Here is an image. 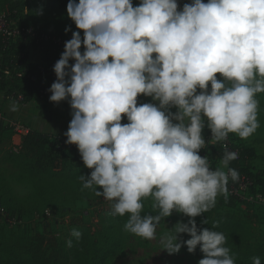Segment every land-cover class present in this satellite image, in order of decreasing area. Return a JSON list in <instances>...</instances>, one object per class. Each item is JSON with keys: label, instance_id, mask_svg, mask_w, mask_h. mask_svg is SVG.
<instances>
[{"label": "clouds", "instance_id": "1", "mask_svg": "<svg viewBox=\"0 0 264 264\" xmlns=\"http://www.w3.org/2000/svg\"><path fill=\"white\" fill-rule=\"evenodd\" d=\"M67 14L84 37L75 31L65 42L48 90L50 101L71 98L66 143L76 144L93 169L81 175L83 188L112 202L110 215L130 214L125 231L147 240L174 210L183 213L191 219L161 237L162 249L175 254L186 244L195 252L199 245L205 255L198 264H235L224 233L214 230L219 222L201 230L194 218L214 208L218 195L227 199L229 178L239 180L228 167L237 153L225 148V172L213 170L199 150L205 118L210 142L229 133L247 139L260 127L264 0H193L182 10L177 0H141L135 7L132 0H69ZM138 94L159 105L138 106ZM149 197L156 214L142 215ZM182 233L191 238L182 240Z\"/></svg>", "mask_w": 264, "mask_h": 264}, {"label": "rangeland", "instance_id": "2", "mask_svg": "<svg viewBox=\"0 0 264 264\" xmlns=\"http://www.w3.org/2000/svg\"><path fill=\"white\" fill-rule=\"evenodd\" d=\"M78 2V0H77ZM141 0H137L135 6L140 5ZM19 9V7H18ZM14 11L16 24L22 28L32 27L37 31H46L71 38L73 32L77 30L68 23H57L46 18L38 19L36 24L25 21V11ZM7 9L0 10V13ZM12 16V15H11ZM71 26V31L65 32L66 27ZM61 31H63L61 33ZM83 33L81 38L83 40ZM39 49L38 47H33ZM45 53V49H44ZM218 80L223 81L222 74L219 73ZM1 95V92H0ZM256 99L259 101L258 121L260 127L247 139H241L236 133H230V141L240 148V152L251 167L252 172L257 173L264 180V93H258ZM203 148L210 163V167L215 170L220 168L227 172L221 160L217 159L213 153V147L207 140ZM57 164L60 167L68 165L72 170L83 171V175H90L93 169L84 165L80 152H64L57 157ZM80 178H58L51 174H41L32 171L26 166L16 153L12 151V139L10 130L0 133V202L15 215L30 217L35 210L51 207L56 210V218L52 219L51 232L58 233L59 242L67 248L71 257V264H74L78 250V239L72 235L73 229L80 232L86 227L94 231L99 218L110 211L111 203L102 195H96L93 189H84L80 185ZM82 183V181H81ZM230 187H228L229 189ZM258 184L254 183L253 189H249L250 194H256ZM244 193L241 197L228 194L227 199L220 194L214 207L216 213L230 210L238 214L246 215L249 218L251 228L252 244L257 245L264 241V203L250 200ZM143 214H156L152 210L151 197L145 198ZM88 208L89 214H84ZM183 213L173 211L169 217H165L156 229V237L147 240L136 236L130 232L123 231L124 244L105 264H198L204 258V253L192 254L183 246L175 254H169L162 249L161 237L168 234L176 223L181 222ZM82 219V220H81ZM41 226L32 228L30 225L16 226L8 223H0V246L11 247L13 245H29L36 243L37 232ZM69 241L71 243L69 244Z\"/></svg>", "mask_w": 264, "mask_h": 264}, {"label": "trees", "instance_id": "3", "mask_svg": "<svg viewBox=\"0 0 264 264\" xmlns=\"http://www.w3.org/2000/svg\"><path fill=\"white\" fill-rule=\"evenodd\" d=\"M69 0H0V10L7 9L12 16H15L14 11H25V21L31 24H36L38 19L46 18L57 23H68L72 27H76L75 22L67 14V4ZM133 6L137 0H132ZM42 13V14H41ZM80 33L84 31L78 29ZM63 31H61L62 33ZM32 44L22 38H17L7 44L0 41V92L3 94L5 101H12L10 95L14 91H19L27 95V101L34 100L39 91L46 85V82H51V74L54 72L55 63L61 58L56 55L44 66L43 70H38L34 79L20 77L18 73L24 70H33V63L27 62ZM47 54V53H46ZM48 55V54H47ZM70 64H74L75 60L71 59ZM10 71L9 75H5L4 70ZM198 93V90H197ZM44 105L41 106L43 112ZM5 130L12 131L8 126L2 127L0 133ZM211 129L207 126L202 130L203 136H208ZM51 137L47 133L29 129L23 136L22 146L16 156L22 160L32 171L41 174H51L58 178H80L83 171L72 170L68 165L62 167L57 164L56 157L65 151L78 152L79 150L57 148ZM213 153L217 159L222 161L225 150L220 146L219 142H215ZM206 148H201L199 152L206 151ZM231 168H235L239 172V180L243 177H249L253 189L254 183L259 185L256 189L264 197V180L257 173L252 172L251 167L246 162L245 157L241 153L240 157L232 160L229 163ZM229 178L228 187L237 184ZM78 183L82 185L81 181ZM145 205V201L143 200ZM38 210V209H37ZM110 211L105 212L98 222L94 224L96 229L93 231L90 228L83 227L80 230L78 239V250L75 256L74 264H105L118 250L123 247L124 237L122 232L125 231L124 225L127 222L130 214L124 216H112ZM190 217L183 216L181 221L187 222ZM198 228L212 227L216 222L218 225L214 228L216 231L223 232L226 237L225 246L230 249V254L233 255L235 264H253V257L259 256L261 264H264V241L254 245L250 241L251 228L249 226V218L246 215L225 210L216 213L212 208L206 213L194 218ZM82 220V219H81ZM207 220V223L203 221ZM50 228V227H49ZM44 228L37 232L36 243L29 245H13L11 247L0 246V264H71V257L67 248H65L58 240V236L51 232V228ZM182 240L190 239V234H179ZM187 248V245H183ZM192 254L202 253L198 245L195 252Z\"/></svg>", "mask_w": 264, "mask_h": 264}, {"label": "built area", "instance_id": "4", "mask_svg": "<svg viewBox=\"0 0 264 264\" xmlns=\"http://www.w3.org/2000/svg\"><path fill=\"white\" fill-rule=\"evenodd\" d=\"M193 0H177L178 3V10L183 9L184 4H191ZM16 18L13 16L7 14L6 12L0 13V41L3 44H7L12 40H15L17 38H22L27 42H30L32 44L30 51L33 49V47H38L40 50L43 51L45 49L44 53V60L42 62H31L33 63L34 71L32 70H24L18 73V76L20 77H27L30 79L35 78V74L38 70H43L44 66L48 63V58L52 60V58L56 55L61 57V54L65 50V42L70 40L71 38L63 37L59 34H54L46 31H37L32 27L28 28H22L18 26L16 23ZM81 53L85 51V46L83 43L81 44ZM48 55H47V54ZM71 60V59H70ZM27 62L28 58H27ZM5 75H9L10 71L8 69L4 70L3 72ZM217 77L219 73L216 74ZM1 77V72H0ZM57 80V76L55 71L51 74V82H46V85L39 91V94L35 99H38L42 102H46L49 100V97L52 95V93L48 90L52 83ZM198 94L203 91L199 88H197ZM211 90V82H209V89ZM10 98L12 101L19 102L21 104H27V95L19 92L14 91ZM206 120V118H205ZM8 126L9 129L12 131V136L16 137V140L12 138V151L15 153H18L22 146V139L23 136L28 132V128L17 120H10L7 117L6 113V107L5 105L0 103V129L2 127ZM212 132L208 136H203L205 140L208 142L212 139ZM230 133L225 141L219 142L220 146L225 150V148L228 151H232L237 153V158L240 157L241 152L240 148L233 144L230 140ZM55 146L57 148L62 149H72V150H78V146L76 144H68L66 143L67 137L66 136H58L55 138H52ZM211 146L215 145V141L210 142ZM213 151V150H212ZM199 154L204 157L208 156L205 151L199 152ZM215 154V153H214ZM252 184L251 179L249 177L243 176L239 182L235 185H231L229 188V193L235 196L241 197L244 193H247V197L250 200H256L264 203V197L260 193L256 194H250L249 189L250 185ZM56 210H54L51 207H45L40 210H35L33 214L30 217H26L24 215H15L14 213L10 212L1 202H0V223H8L10 225H16V226H24V225H30L32 228H37L38 225L41 226V230L44 228H49L51 225V220L56 218ZM84 214H89V209L86 208L84 210ZM50 229V228H49ZM56 235L58 233H55Z\"/></svg>", "mask_w": 264, "mask_h": 264}, {"label": "crops", "instance_id": "5", "mask_svg": "<svg viewBox=\"0 0 264 264\" xmlns=\"http://www.w3.org/2000/svg\"><path fill=\"white\" fill-rule=\"evenodd\" d=\"M204 2L207 3L208 0H204ZM153 56L155 57V54H153ZM44 58L45 56L42 50L33 48L29 53L28 61L42 62ZM70 99L71 98L68 97L59 103L50 101V99L46 102L34 99L27 104H21L16 101H5L3 94L1 93L0 95V103L5 105L7 117L10 120L20 121L28 128V130L33 129L47 133L53 138L65 136V133L68 131L73 111L69 103ZM137 103L138 106H141L144 103L159 105L158 100H154L153 97L144 94H138ZM43 105L44 110L42 112L41 106ZM13 106L16 108L15 111L12 110ZM170 110L172 112L178 111L175 106H172ZM128 122L126 114H122L121 123L126 124ZM12 138L16 140V137L11 135V139Z\"/></svg>", "mask_w": 264, "mask_h": 264}]
</instances>
